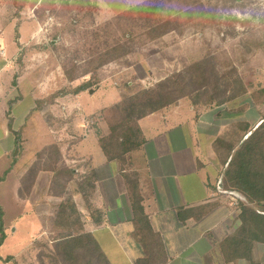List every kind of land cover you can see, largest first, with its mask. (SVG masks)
Masks as SVG:
<instances>
[{"label": "rangeland", "instance_id": "rangeland-1", "mask_svg": "<svg viewBox=\"0 0 264 264\" xmlns=\"http://www.w3.org/2000/svg\"><path fill=\"white\" fill-rule=\"evenodd\" d=\"M14 1L0 0V206L6 233L0 255L13 257L0 264H41L47 242L52 246L61 232L54 219L63 199L74 201L83 229V212L88 218L100 212L94 192L84 197L80 190V175L94 169L77 148L80 142V152L92 154L95 165L105 159L98 137L116 116L105 112L109 119L104 120L105 114L96 111L123 94L151 88L174 72L189 77L188 66L207 60L219 81L216 102L235 100L237 94L241 102L232 106H256L264 114V0H164L161 9L130 7L123 17L107 21L98 20L95 0H18L20 13ZM147 20L151 25L165 21L167 32L151 36ZM115 40L129 51L104 65L102 80L92 90L78 99L62 94L53 104L38 106L37 99L72 87L64 66L77 62L81 74L83 65ZM210 89L205 95L201 91L199 100L208 99ZM55 146L60 153L54 154ZM57 162L77 176L45 169Z\"/></svg>", "mask_w": 264, "mask_h": 264}, {"label": "crops", "instance_id": "crops-1", "mask_svg": "<svg viewBox=\"0 0 264 264\" xmlns=\"http://www.w3.org/2000/svg\"><path fill=\"white\" fill-rule=\"evenodd\" d=\"M95 1L100 9L98 20L107 21L130 7L145 6L149 0ZM227 102L195 107L184 98L141 118L139 126L146 141L126 155L124 165L109 161L105 154L95 165L93 155L80 152L78 143L79 155L88 158L94 169L93 199L100 210L91 218L83 210V233L94 237L111 264H134L146 255L134 235L130 187L124 173L136 174L145 212L162 240V264H264L261 241L253 243L249 259L228 258L222 245L242 226L240 204L253 206L240 191L225 189V171L262 122L256 106L247 110L242 105L232 106L241 102V97ZM213 202L212 209L196 216L199 207Z\"/></svg>", "mask_w": 264, "mask_h": 264}, {"label": "trees", "instance_id": "trees-1", "mask_svg": "<svg viewBox=\"0 0 264 264\" xmlns=\"http://www.w3.org/2000/svg\"><path fill=\"white\" fill-rule=\"evenodd\" d=\"M163 1L149 0L145 6L137 7L147 8V11L150 12V8H154V10L155 8L161 9L160 4L164 5ZM167 1L171 2L170 0ZM175 1L178 3V0ZM17 2L18 0L14 1L18 5V13H20L23 6L21 7ZM156 2L158 4H155ZM159 2L161 3L159 4ZM126 12L118 14L115 17H123ZM146 22L145 30L151 36L156 31L159 32L156 35L167 32L165 24L163 23L165 21L157 22L155 25H151V21L147 20ZM156 35H153V37ZM128 39H131L130 36H128ZM128 47L119 40L107 44L106 48L99 51L95 58L88 60L83 65L81 74H78L81 67L77 62H72L69 67L64 66V76L72 87L69 90H58L47 99L39 98L36 103L39 107L43 103L47 104V102L48 104H53L56 98L62 94L77 95L91 89L94 85L101 82V72L104 65L126 56L129 51ZM187 72L189 77L182 76L180 72L171 73L151 88L142 89L135 94H123L119 101L97 111V113L101 112L104 114L105 112H111L116 116V120L111 121L108 125V130L102 136L98 137V142L109 161L118 160L124 165L126 163V155L139 149L145 143V136L139 126V120L141 118L173 105L184 98L188 99L195 107L217 106L230 100V97H227L216 102V95L214 94L219 90V81L217 78L212 77L214 71L210 68L209 61L201 60L194 62L188 66ZM82 76L88 77L79 84L72 85L73 82ZM210 79H212L211 82ZM192 86L195 89H191ZM208 86L211 87L212 94L206 100H199L201 98L200 92L203 91L205 95V89ZM244 92L245 90L242 93ZM236 95L235 97L241 96ZM95 116L96 114L92 115L90 119H94ZM106 117L108 118L109 116L106 114L104 116L102 115V119L108 120L109 118L107 119ZM261 117V124L249 134L248 138L235 152L224 175L225 189L240 191L246 197L247 201L253 204V206L245 204L244 202L240 204L242 226L222 244L226 255L228 254V258L232 256L249 259L251 257L253 243L255 241L264 243V114ZM11 123L12 120H10ZM246 129L247 131L249 130L248 124L246 125ZM55 148L54 154L56 152L60 153V149L57 146ZM41 155L39 154V156ZM58 163L54 165V168L45 167V169L54 173L56 172V175L66 172L70 178L75 177L74 169L66 166L60 168ZM123 175L130 187L134 223L136 225L134 235L146 251V255L138 258L134 264H162V261L165 259L162 240L152 229L148 215L145 212L136 174L124 173ZM80 176V178H83L82 181L79 180L82 195L84 197L91 195L95 190V173L93 172L90 175L82 174ZM2 179L4 177H1L0 181ZM35 179L32 178V181L34 182ZM18 194L22 197L20 192ZM215 205L213 202L199 207L196 216L200 217V215L205 214ZM79 215V211L71 198L63 199L60 202L59 210L54 219L58 224L56 222L54 223L56 224L57 230L61 232H59L58 237L51 240L52 246L48 240L49 243L47 242L46 244L47 249L41 256V264H111L94 237L89 233H83V222L80 221ZM180 217H182V214H180ZM79 221V228H72V225L77 224ZM5 239L4 210L0 206V246L4 243ZM12 259L13 257L11 255L5 258L0 255V261L4 263Z\"/></svg>", "mask_w": 264, "mask_h": 264}, {"label": "built area", "instance_id": "built-area-1", "mask_svg": "<svg viewBox=\"0 0 264 264\" xmlns=\"http://www.w3.org/2000/svg\"><path fill=\"white\" fill-rule=\"evenodd\" d=\"M52 21H53V18H51V17L47 20V22L44 26L46 30L48 29V25L51 24Z\"/></svg>", "mask_w": 264, "mask_h": 264}, {"label": "water", "instance_id": "water-1", "mask_svg": "<svg viewBox=\"0 0 264 264\" xmlns=\"http://www.w3.org/2000/svg\"><path fill=\"white\" fill-rule=\"evenodd\" d=\"M91 90H92V89H91ZM258 125H260V123H259ZM233 193H235V192H233Z\"/></svg>", "mask_w": 264, "mask_h": 264}]
</instances>
